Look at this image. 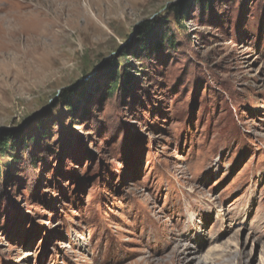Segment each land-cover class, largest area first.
Segmentation results:
<instances>
[{"label":"rangeland","instance_id":"1","mask_svg":"<svg viewBox=\"0 0 264 264\" xmlns=\"http://www.w3.org/2000/svg\"><path fill=\"white\" fill-rule=\"evenodd\" d=\"M71 1L0 51V264H264V0Z\"/></svg>","mask_w":264,"mask_h":264},{"label":"bare ground","instance_id":"2","mask_svg":"<svg viewBox=\"0 0 264 264\" xmlns=\"http://www.w3.org/2000/svg\"><path fill=\"white\" fill-rule=\"evenodd\" d=\"M55 1L56 0H43L42 2L45 3V4H43V6H45L46 8L45 7L44 8L43 7L42 8H39L36 5L35 6L34 5L29 6L28 5L29 2H28V4L26 3L29 7H22L19 4H17V3H12L10 7H0V45L2 44V49L0 48V51L1 50L5 51V52H9V50H14L15 51V49H17V47H19L21 45L20 42H19V38H18L19 35H25L26 34V36H29L31 34L33 36V38H32L33 41H35L34 39H37V38L41 37L42 34L51 35L53 33V30H55V24L57 23L56 22V19H57V16H56L57 15V11L60 10L59 9V10H55L54 11V9H52V7L54 6V3H56ZM70 1L68 0V2H69L68 4L69 5H70ZM29 37H31V36H29ZM54 40H53V42H54ZM36 43H37V41H36ZM24 45H26V43H24ZM31 45H33V43H31ZM49 45H50V43H49ZM19 50H21V49H19ZM22 51H24V49ZM16 57H19L20 58L19 55L16 56ZM8 58H10L12 60L13 59V55L12 56L10 55V57H7L6 59H8ZM28 61H30V60H28ZM4 63H6V62H4ZM14 69H16V68L14 67ZM0 74H2V73L0 72ZM210 252H212V251H210ZM209 255H210V253L208 252V256ZM180 256L181 255L179 253V256L177 257L178 258V261H177L178 263H183V264H184V262L186 264H202V263H204V260L202 261L200 259H199L200 262L197 263L196 261L198 260V257L191 258V259H185L184 258V261H183L180 258ZM208 263L209 262L206 261L204 264H208ZM211 263H213V262L211 261Z\"/></svg>","mask_w":264,"mask_h":264},{"label":"trees","instance_id":"3","mask_svg":"<svg viewBox=\"0 0 264 264\" xmlns=\"http://www.w3.org/2000/svg\"><path fill=\"white\" fill-rule=\"evenodd\" d=\"M141 30H143V34L145 33V36H149V37H155L156 33H155V30H158V27L155 28L154 25H152V23L150 22H145L142 26H141ZM108 66V64H106V67ZM111 70V69H110ZM116 82V80L114 81V83ZM71 91L70 89L66 90L63 92V95H62V102H67L66 105L70 107L71 103L68 102L71 101L70 98H71ZM74 92V91H73ZM77 95L79 97H83L84 94L82 95V92H77ZM81 95V96H80ZM14 137V136H13ZM11 137L10 139V144L11 142L15 141L16 142V138L14 137Z\"/></svg>","mask_w":264,"mask_h":264}]
</instances>
